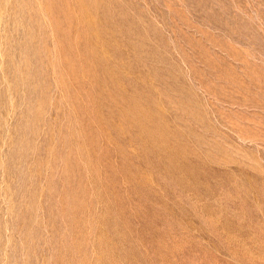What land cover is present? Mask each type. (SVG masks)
Listing matches in <instances>:
<instances>
[{
	"label": "rangeland",
	"instance_id": "1",
	"mask_svg": "<svg viewBox=\"0 0 264 264\" xmlns=\"http://www.w3.org/2000/svg\"><path fill=\"white\" fill-rule=\"evenodd\" d=\"M0 264H264V0H0Z\"/></svg>",
	"mask_w": 264,
	"mask_h": 264
}]
</instances>
